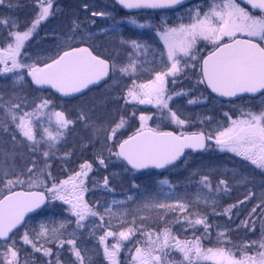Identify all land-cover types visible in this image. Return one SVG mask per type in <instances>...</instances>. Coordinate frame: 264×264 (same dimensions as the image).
I'll list each match as a JSON object with an SVG mask.
<instances>
[{
  "label": "snow or ice",
  "instance_id": "1",
  "mask_svg": "<svg viewBox=\"0 0 264 264\" xmlns=\"http://www.w3.org/2000/svg\"><path fill=\"white\" fill-rule=\"evenodd\" d=\"M4 3L5 0H0V5ZM34 3L38 11L23 31L16 19H0V26L7 32L3 46H0V78L11 79L14 85L20 84L22 87L28 83L25 77H30V83L36 85L38 90L47 86L62 97H70L76 94L83 96L85 90H91V86H99L102 82L107 84L109 79L116 83L119 74L120 78L128 77L131 82L123 96L117 99H123L125 105H151L157 112H141L137 117L133 111L130 117L120 116L112 124L97 126L90 109L81 108L74 120L65 111H57L52 99L41 96L29 100L16 95L4 99L3 93H0V131L10 133L14 147L26 146L31 153H37L41 145H46V150L41 153L45 168L37 169L35 159L24 171L16 170L15 163L8 166L0 162V185H3V191H0V264H21L18 243L30 246L33 253L51 258L46 259L45 264H63L59 249L66 246L74 256L75 264H86V261L92 264L91 258L84 254L86 250L78 245L80 237L77 230L86 227L84 221L88 217H99L102 223L98 227L104 228L105 214L110 219L107 230L99 236V244L103 246V255L108 264H121L119 256L126 241L134 245V251L128 249V264H264V227L257 239L240 244L232 241L229 230L218 231L213 240L212 229L219 226L209 223L207 212L199 210L201 202L209 204V198L199 192L190 201L178 197L174 203L157 199L146 201L143 210H163L158 215L165 226L154 231L147 230L143 224L146 217H140L141 224L137 225L135 217L131 222L124 218L128 215L127 211L116 213L106 206L101 213L89 204L85 194L89 191L87 181L89 173L93 171L92 162L85 161L78 171L65 180L55 182L53 179L50 186L44 178H51V173L45 170L49 167L47 159L54 155L53 149L66 138L77 122L83 123L85 128H91L94 136L103 133L102 147L95 158L98 167L107 168L106 160L111 162L112 157L123 162L125 171L175 167L176 162L184 156L185 149L207 150V142L214 140L219 151L233 153L264 171V111L243 112L241 118L236 119L225 113L228 124L214 135L203 131L177 134L160 128V123L165 121L180 128L188 123L170 102L175 97H187L189 92L183 89L170 91L167 87L169 77L172 78L171 83L176 84L177 77L194 76L196 85H204L219 97L233 98L257 93L264 96V0H210L206 10L199 6L186 9L187 23L169 24L162 19L159 24H154L151 20L140 22L135 16H129L128 24L138 29L154 30L163 44L162 50L153 49L151 68L146 67L147 61L133 56L146 55L152 49L147 40L121 37V46L131 51L127 53V62L118 64L115 59L109 60L95 50L91 33L88 37L77 35L81 24L76 20L72 21L69 29L71 35L65 41V50L43 61L37 58L32 63L25 62L31 59L26 50L27 42L39 25L59 10L54 7V0H34ZM115 3L127 10H176L184 6L185 0H115ZM8 6L13 7L11 3ZM91 7L88 3L83 5L86 12ZM91 17L112 18V31H119L120 22L112 17L111 12L93 10ZM178 18L183 21V16ZM91 23L95 24L96 21L93 19ZM200 42L211 46L207 55H200ZM77 43L81 46H74ZM157 56L162 70L154 67ZM144 71L150 72V78L138 82V74ZM199 102V97L187 100L188 104ZM154 117L159 121L156 127L149 125ZM44 118L47 119L46 127L42 122ZM133 118L139 120V127L127 138H121L118 134L129 126V119ZM105 151L107 157L104 156ZM8 157L15 161L16 153H10ZM159 183L172 187L167 179ZM198 183L212 191L208 175H202ZM102 184L108 191L113 190L108 177L103 178ZM221 186L224 191L228 190L226 180L219 181L216 191H220ZM38 188L43 190H32ZM132 199L128 197V200ZM50 201H61L67 205L66 211L75 217L76 230L67 232L72 221L66 219L53 221L52 227L41 223L39 231H29L26 220L28 214L36 212ZM112 203L123 202L113 200ZM212 203L215 205L214 200ZM234 207L236 205L229 206L223 214L231 216ZM257 208H261L264 213V200L253 207L251 213H256ZM169 213H175L171 221L166 219ZM213 213L218 214L215 207ZM116 217H120L122 226L119 231L111 230V219ZM241 223L253 232L256 230L255 222ZM173 224L180 225L185 232L191 229V236L181 238L174 234L170 226ZM140 237H143L142 242ZM109 238H113L115 243L109 244ZM49 244L54 245L57 251L47 246ZM173 253L179 254L178 260L173 258ZM24 264H28L27 260Z\"/></svg>",
  "mask_w": 264,
  "mask_h": 264
},
{
  "label": "rangeland",
  "instance_id": "2",
  "mask_svg": "<svg viewBox=\"0 0 264 264\" xmlns=\"http://www.w3.org/2000/svg\"><path fill=\"white\" fill-rule=\"evenodd\" d=\"M209 2L210 0H205L201 3L194 4L188 8H195L199 6L203 8L204 10H206V6ZM85 3L86 2L83 0H78L77 2L72 4L73 10L75 12H78V9L81 7V5ZM186 9L182 11L179 10L171 14H160V15H155V16H148L147 20H151V22L154 24H159L162 19L167 20L169 24H176L180 22L187 23L188 16H187ZM93 10L96 11L94 7L92 6L89 11L90 16H91V11ZM180 16H183V21H181L178 18ZM91 19L92 20L94 19L96 23L92 24ZM91 19H89L90 21L87 25L85 26L81 25V28L78 30V33H77L78 36L88 37L89 33H93L94 31H97V30L99 32V30H102L103 26L100 29V24L97 21L99 19L109 24L110 27L112 28L110 18H107L108 20H106V19H103L102 17H91ZM122 25L123 27L129 28L130 30L137 29L135 26L128 24L127 21H125L124 23H120L119 31L123 28ZM149 31H151V33H153L154 35L153 37L154 42L152 41L150 44L155 47L156 46L161 47L160 50H162L163 44L161 41L157 40L159 38L155 35V31L154 30H149ZM116 34L121 35L120 33H117V32ZM115 37L116 36L114 35L113 38ZM115 43L116 41H114V44ZM116 44H120L119 41ZM153 49L154 48L150 49L148 53L143 56L144 61L148 62L146 64V67H149V68L153 67V64L151 63L153 61V51H152ZM140 56L142 55H139V57ZM116 62L118 64H123L122 62L117 61V60ZM154 67L157 70H160V69L162 70V65L159 63V60L156 59ZM150 75L151 74L148 71L140 72L138 74V82L149 79ZM128 79H129L128 77L120 78L119 74H117L116 83H113V80H112V82L106 87L98 91H94L88 96L77 101L75 103L76 106H75L74 116L77 117L81 108L90 109L93 120L96 121L97 126L101 124L107 126L111 123V120H113L116 115L117 116L122 115V114L130 115L133 111L136 112V116L138 117L141 114V109L139 108V105H132V104L125 105L123 99H120L115 104L109 103L113 100L111 97V94H115L118 91H121L124 94V92L126 91V87L129 84ZM23 87H25V83L21 87L20 84L14 85L11 79L10 81H7V83L0 81V93H3L4 99H8L10 96L17 95V94L21 95ZM6 90H11L12 94L10 95L6 94ZM182 98L183 97H178L180 101L174 98L173 102H170L171 106L173 107L174 110L178 111V114L181 115V118H184L190 121L199 122V125H200L199 130L204 131L206 133L211 132L214 135L218 129L227 126L228 121L226 117L224 119H217V117L214 116L217 110L219 109V106H218L219 104L215 100L208 99L206 101L205 99L201 98L200 102L197 104H188L187 99L181 100ZM107 106H112L113 108L108 109ZM244 106H247V107L256 106L260 110L264 111V96L256 100L245 102ZM244 106L239 105V104H234V105H226L224 107H225V110L233 109L236 111L238 110L240 111V110H243ZM102 109H106V110H102ZM153 110H156V109L153 107ZM241 116L242 114L237 115V116L235 115L232 118L233 119L241 118ZM135 120L137 124H139V120L138 119H135ZM42 122L44 125H47L46 119ZM78 131H79V134H78L79 140L83 141L84 144L87 145V147L91 146L94 149L93 155H92V162H94L93 164L94 172L93 173L98 178L97 172L99 171V173H101V170L103 169V171L106 173L105 176L109 178V183H110L111 188L114 190V188L117 187V193L113 194L112 191H108L107 189L103 187V184H102L103 179L99 180L98 178V180H93V182L94 181L99 182L98 184L93 183L96 187H98V185L101 184V187H100L101 190H99V192L97 193L98 194L97 198L95 200H91L94 207H96L98 210H101L100 212L103 213L104 208L106 206H110L112 210L116 212L120 208L126 207L131 203L132 205H135V203H137V209H139L140 207L142 208L143 204L146 201H149L150 199H157L161 201L158 197H152L154 195L153 193H155L157 190L159 191V187L154 186V187H151L152 189L144 191L145 186L149 185L150 187V184L147 178L134 180L133 185H136V187H133V185L123 187L122 184H120V179L123 178V174L122 173L120 174L121 168L116 165L114 161V157H112L111 162L106 160V163L108 164L107 168L98 167L97 163L95 162V158H96V154L101 150V147H102L101 141L103 140V133H99L98 135L94 136L92 129L85 128L83 123L81 122H79ZM72 136L74 138L75 133H72ZM76 139H77V136L74 138V142H76ZM74 142L72 143L73 147H74ZM211 144L212 146L210 147V149L212 148V150L210 152L208 151L201 159H199V161L198 159H195V158L188 159L189 163L186 162L184 164V168L186 171H188L189 173L192 171H195L196 173L197 172H205V173L207 172L214 176L215 175L228 176L230 178L238 179L240 181H244L246 180V178L250 176V177H254L258 182V179L256 177L259 175L257 171L258 169L250 165L248 162L243 161L240 157H236L235 154L233 153L226 152V151L225 152L219 151L215 146L214 140L211 141ZM20 147L22 146L16 145L14 147L13 142L11 140L10 133H5L3 137H0V162H3L4 164L8 166H11L13 163H15L16 170L18 171L26 170L25 168H19V166H21L20 158H19ZM9 149H11L14 153H16L15 161L9 159L8 154L13 153L9 151ZM104 156L105 157L108 156V153L106 151L104 152ZM51 157L61 158L62 154H57V155L55 154V155H52ZM195 161L197 162L195 164L196 168L194 167L195 170H193L192 169L193 166L190 163L193 164ZM21 162L23 164V161ZM247 165L250 166V169L246 167ZM25 166H26V163H25ZM90 173H92V171ZM197 174H201V173H197ZM25 175H27L26 171H25ZM177 179L179 180L178 177ZM189 180H190V174H184L182 178H180L179 181L181 184H183ZM238 184L240 185L241 183H238ZM262 184H264L263 181H262ZM161 187L166 188L167 185H161ZM0 191H3V185H0ZM200 194L202 196H207L209 198V202L213 201V199L209 196L208 193L202 192ZM171 195H173L172 191H167L164 193V195L161 198L164 199V201H166L168 198H171ZM190 195L192 197V200H194L195 195L194 196L192 194ZM129 196L133 197V199L128 200ZM137 199L139 200L137 201ZM113 200L122 201L123 203L113 204L112 203ZM49 203L50 205L46 208V210L40 216L34 217L27 222L29 231L30 232L32 230L39 231V225L41 223H45L49 227H52L53 221L59 222V221L66 220V219H70L72 221V223L67 228V232L70 233L73 230H76L75 217H72L70 213L66 211L67 205H64L61 201H50ZM201 204H203V202H201ZM105 215L106 217L104 218V222H103L105 224L104 228L98 227V225L102 223L99 220V217H88V219L84 221L86 227L83 229L77 230V235L78 237H80L78 239V245L82 249L86 250L84 254L86 257L91 258L92 264H108L107 260L105 259L103 255V246L99 244V236L102 235L105 230H107V222L110 219V217L107 214ZM116 219H118V217L111 219V224L113 226L112 229L116 228L115 226H117L115 224ZM216 225H218L219 227H213V229H215V231L217 230V232L230 229L229 226L227 228V226L224 224H216ZM22 232H23V229L21 230V234ZM17 240L19 241V237H17ZM108 243L109 244L115 243V240L113 238H109ZM18 246L20 247V251L22 249L31 248L30 246H24L20 243H18ZM47 246L53 247L54 245L49 244ZM59 252H60V259L62 260L63 264H75V258L67 250V246L64 249H59ZM38 256L42 259L45 258L43 257L41 253H36L32 258V262H34ZM86 264H87V261H86Z\"/></svg>",
  "mask_w": 264,
  "mask_h": 264
},
{
  "label": "trees",
  "instance_id": "3",
  "mask_svg": "<svg viewBox=\"0 0 264 264\" xmlns=\"http://www.w3.org/2000/svg\"><path fill=\"white\" fill-rule=\"evenodd\" d=\"M188 88L190 87L189 85L187 86ZM201 92L202 97H199L200 99H205L207 100L209 96L206 94L204 88L199 85H197V92H196V97L197 93ZM116 97H113V100H115ZM116 101L111 102V104H115ZM112 106H107L108 109H110ZM222 109V106H221ZM240 111L236 112V115H240ZM120 116H125V117H130V115L127 114H122L117 116V121L119 120ZM136 127L135 123V118L129 119V126H126L124 129H122V132L127 131H134ZM189 128L191 130L189 131H196L197 127H193L192 123H189ZM166 130L168 131H174V132H182L185 130H178V128L172 126V124H168L165 127ZM187 131V130H186ZM132 133V132H131ZM5 132L0 131V137H3ZM80 147V146H76ZM70 148H67V150ZM65 154L67 153V150L65 148L59 149V151H64ZM20 163L21 166L19 168H27L31 166V161L32 159H35L37 162V169L40 168H45V159L41 155L43 150H40V152L37 153H31L29 149L26 146L20 147ZM66 156V155H65ZM69 155L65 157V161L59 160L57 158L54 159H47V167L45 170L46 172L51 173V178H48L45 176L44 178L47 180L48 185L50 186L51 183L53 182V179L55 182H59L60 180H65L70 176L71 171V164L69 159ZM203 156H192V158L195 159H201ZM23 161V164L22 162ZM188 162V161H186ZM184 162L181 165H178L177 167L173 168L170 170L169 174H165L164 176H154L153 179V184H150L148 186H145L144 191H147L149 189H152L151 187H159V191L157 190L152 197H158L162 202L166 203H174V200L178 197L186 201L192 200V197L190 194L193 196L196 195V193H208L209 196L216 201L215 205H213L212 202H209L208 205L201 204L199 205V210L202 212H207L208 214V220L209 223L216 225V224H224L230 227L228 231V235L232 239L233 242L240 244L245 241H250V240H255L260 236L261 228L264 227V213H262L261 208H257L256 213H251V210L253 207L256 205L260 204L262 200H264V184H262V181L264 182V174L258 169L259 175L256 176L258 179L257 180L254 177H248L244 181H240L238 179H233L228 176H219V175H212L210 173H205V172H197L201 174H197L195 171L188 172L184 168ZM26 163V166H25ZM189 163V162H188ZM197 162L195 161L193 164L190 163L193 166V170H195ZM30 164V165H29ZM28 165V166H27ZM236 166V165H234ZM195 167V168H194ZM248 169H250V166H246ZM184 174H190V180L181 184L180 183V178ZM202 175H208L211 181V186H212V191H209L206 188H203L198 182L201 179ZM248 175V174H247ZM179 178V180L177 179ZM167 179L169 181V184L172 186L170 187L167 185V187L163 188L161 187V184L159 183L161 180ZM221 179H224L227 181V186L228 190L224 191L223 186H221L220 191H216V186L219 183ZM96 180V179H92ZM93 183V182H92ZM127 184V182H124ZM238 183H241L240 185ZM90 183L87 184V187L89 189V195L92 194L94 195V192H91V185ZM149 187V188H148ZM43 190V188H38L36 190ZM167 191H172L173 195H171V198H168L166 201L162 199L161 197L164 195L165 192ZM190 193V194H189ZM157 195V196H155ZM246 199V197H249ZM151 197V198H152ZM174 198V200H173ZM139 199H137L138 201ZM243 202V203H241ZM231 205H236V207L232 208L231 210V216L224 215V210L228 208ZM213 207H215V212L218 214L213 213ZM101 211V210H99ZM124 211H127L128 215L124 218H126L129 222L132 221V219L135 217L136 218V224L139 225L141 224V219L140 217H146V219L143 220V224L145 225L147 230H154V231H159L161 228H163L165 225L164 223L159 219L158 213H162L163 210H143V207L137 209V203L135 205L129 204L126 207L120 208L117 213H122ZM102 213V212H101ZM175 216V213H169L166 219L168 221H171ZM106 215L104 216V218ZM94 219V218H93ZM246 221V222H255L256 230L253 232L246 228L241 222ZM115 226L116 228H113V231H119L121 230L122 226L120 225V217L116 219ZM127 226V225H125ZM173 229L174 234H178L181 238H184L185 236L190 237L191 236V229H189L187 232H185L180 225H170ZM217 230L212 229V239L215 240ZM139 236V234H137ZM135 239V238H133ZM141 242L143 241V237H140ZM206 246L207 241H205ZM131 248L134 251V245L132 242H124V248L121 251L120 254V262L121 264H128V260L130 259V254L128 249ZM36 253H33L31 249H22L20 251V260L21 264H24L23 260H27L28 264H45L46 259H51V258H40L39 256L35 259L34 262H32V258ZM173 258L174 259H179V254L173 253Z\"/></svg>",
  "mask_w": 264,
  "mask_h": 264
},
{
  "label": "flooded vegetation",
  "instance_id": "4",
  "mask_svg": "<svg viewBox=\"0 0 264 264\" xmlns=\"http://www.w3.org/2000/svg\"><path fill=\"white\" fill-rule=\"evenodd\" d=\"M78 0H54V7L58 8L59 10L55 13V15L51 16L47 21L42 22L39 27L37 28L36 32L34 33L33 37L27 42L26 50L29 53V56L31 59H26L25 62L32 63L33 61H36L37 58H39L41 61H43L48 56L56 55L57 53L61 52L62 50H65V41L67 40V37L71 35L69 32V29L72 27V21L76 20L81 25H87L89 23V19H91V16L89 15V11H85L83 8V5L78 9V12H75L73 10L72 4L77 2ZM86 3L92 5L96 11L100 10H107L112 13V17L115 18V20L119 21L120 23H124L127 21V18L129 16H135L140 22H144L147 20L148 16H155L160 15L161 13H155V12H149V11H140L137 13H125L120 8H118L116 5L112 3L111 0H83ZM9 3L13 5V7H9ZM38 11L34 0H5V3L3 5H0V19L11 17L18 21L19 28L21 31L25 30L33 21L35 18L36 12ZM108 20L107 18H103ZM92 20V19H91ZM105 20V21H106ZM111 20V26H112V18ZM109 20V21H110ZM100 24V29L103 26L102 30L94 31L91 33V43L95 46V50L102 56L108 58L109 60H117L122 63H126L128 56L127 53L131 51V49L127 47L121 46V44H116L118 41L120 43L121 37L125 39H138V40H147L148 43H151L153 40V33L149 31L148 29H134L130 30L129 28H125L122 25V29L117 32L120 33L116 34V32L112 31V28L109 24L104 22L103 20H97ZM107 29V31H103ZM96 33V34H94ZM7 35L6 31H3L2 26H0V46H3V38ZM116 36L113 38V36ZM159 40V39H157ZM114 41L116 43L114 44ZM74 46H81L79 43L75 44ZM87 46V45H85ZM202 49L200 53L203 52L204 48H210V45H206L205 42H200L198 45ZM152 48L156 50H160L161 47L158 46H152ZM153 51V50H152ZM201 55V54H200ZM134 58L139 59L141 61H144V55L142 56H136V54H133ZM203 56V55H202ZM117 59H116V58ZM157 60H159L158 56L156 57ZM161 70V69H160ZM171 77H169V83L167 85L168 89L170 91H180L183 89L184 91H188L187 84H192L194 86V91L189 92V95L187 97H183L181 100H186L189 97H193L196 95L197 92V85H196V78L192 76L191 78H184V77H177L176 84L171 83ZM27 81V79L25 78ZM111 79L107 82V84L110 82ZM0 81H3L4 83H7V81H10V79L0 78ZM107 84L102 85L101 88H104L107 86ZM27 88L23 91L22 97H27L29 100H33L38 97H45L52 99L55 102V108L57 111L63 110L65 113L69 116L71 119H76L74 116L75 112V103L79 101L80 99L88 96L91 93H87L82 98H67L62 99L56 94L47 91V90H35L31 86H29V82L25 84ZM200 86V85H199ZM6 94H12L11 90H6ZM201 93L198 92L197 97ZM18 95V94H17ZM176 100L180 101L178 97H175ZM38 102V101H37ZM140 106V105H139ZM143 109V110H142ZM141 112H144L145 114H152L150 110L142 108ZM30 110V109H29ZM156 113V112H154ZM46 118L43 119V121ZM47 120V119H46ZM159 121H157L154 117L152 121H149V125H157ZM170 124L167 121L160 123L161 125ZM47 124V123H46ZM45 127L47 125H44ZM78 127L79 122H77L69 131V133L66 135V138L57 144L56 148L53 149L54 154L58 151L57 154H61L59 149L62 148H71L74 151V147L80 146L78 148H82L85 146L83 141H80L78 138ZM72 133H75V137L77 136L76 142H74V138L72 136ZM74 142V147L73 143ZM40 150H46V145H41ZM63 152V151H62ZM56 154V155H57ZM54 159V157L52 158Z\"/></svg>",
  "mask_w": 264,
  "mask_h": 264
},
{
  "label": "water",
  "instance_id": "5",
  "mask_svg": "<svg viewBox=\"0 0 264 264\" xmlns=\"http://www.w3.org/2000/svg\"><path fill=\"white\" fill-rule=\"evenodd\" d=\"M114 3H115V0H112ZM190 1H192V0H185V3H187V2H190ZM238 2H239V0H238ZM116 4V3H115ZM119 8H121L123 11H125V12H128V13H132V12H137V11H150V10H127V9H123L120 5H118V4H116ZM243 5V4H242ZM245 6V5H244ZM157 11V10H156ZM29 79H30V77H28ZM103 83V82H102ZM101 83V84H102ZM100 84V85H101ZM34 86H36V85H34ZM95 87H98V86H91V88H95ZM206 88V87H205ZM53 91H55L54 89H52ZM208 92H209V94L211 95V96H213L214 98H217V99H219L220 101H223V102H231V101H235V100H238V99H240V98H243V97H248V98H254V97H257L258 95H260L259 93H257V94H243L241 97H233V98H229V97H219V96H217L215 93H211V90L210 89H206ZM86 91H88V90H85V92ZM59 94V93H58ZM60 95V94H59ZM76 95H80V94H76ZM76 95H74V96H76ZM143 106H146V107H148L149 105H143ZM204 150H196V151H193V150H191V149H185V154H187V153H201V152H203ZM185 154H184V156H185ZM184 156H182L181 158H180V160H178L177 162H176V164H178V163H180V162H182V160H183V158H184ZM170 167H172V166H169V167H167V168H170ZM167 168H164V169H155V168H149V169H142V170H140V171H133V172H136V173H142V172H146V171H154V172H156V173H162L165 169H167ZM47 205V204H46ZM45 205V206H46ZM45 206H43L41 209H37L36 210V212H32V213H29L28 214V217H26V220L28 219V218H30L31 216H33V215H36L37 213H39Z\"/></svg>",
  "mask_w": 264,
  "mask_h": 264
}]
</instances>
